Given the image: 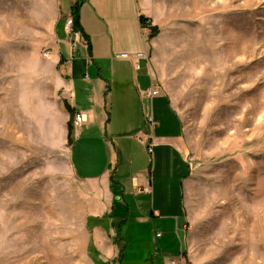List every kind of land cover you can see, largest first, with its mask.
<instances>
[{"label": "rangeland", "instance_id": "374dc122", "mask_svg": "<svg viewBox=\"0 0 264 264\" xmlns=\"http://www.w3.org/2000/svg\"><path fill=\"white\" fill-rule=\"evenodd\" d=\"M146 8L151 56L185 124L187 264H264V0ZM49 10L0 0V264H97L89 234L101 221L79 179L58 173L68 149L47 126L62 110Z\"/></svg>", "mask_w": 264, "mask_h": 264}, {"label": "crops", "instance_id": "0c3cea01", "mask_svg": "<svg viewBox=\"0 0 264 264\" xmlns=\"http://www.w3.org/2000/svg\"><path fill=\"white\" fill-rule=\"evenodd\" d=\"M48 1V57L55 66L62 110L61 118L52 116L47 126L57 149H68L67 159L58 158L63 167L58 173L79 179L85 188L82 199L91 205L87 215L101 221L89 234L96 263L187 264L184 186L191 167L185 124L151 56L155 53L142 20L149 16V0H83L78 19L82 38L75 50L66 12L77 0ZM153 89L159 94L151 95ZM68 106L89 115L72 144ZM149 154L150 170L142 167ZM123 202L136 213L122 214Z\"/></svg>", "mask_w": 264, "mask_h": 264}, {"label": "built area", "instance_id": "2783aa9c", "mask_svg": "<svg viewBox=\"0 0 264 264\" xmlns=\"http://www.w3.org/2000/svg\"><path fill=\"white\" fill-rule=\"evenodd\" d=\"M66 28L68 30V34L70 37V45H71L72 49L75 50L78 46L79 41L82 38V33H81V31L75 29V20H74V15L72 12L67 15ZM50 53H51V50L48 49L45 52V56H49ZM121 56L125 57V58L129 57L128 54H122ZM156 94H159V90L153 89L151 92V95H156ZM148 121L151 123V125H153V126L156 125V120L154 119L153 116H150ZM88 122H89V115L86 111H77L75 113L74 118H73L75 137H78L80 135L81 128L84 125H86ZM171 264H186V263L180 262L178 260H173Z\"/></svg>", "mask_w": 264, "mask_h": 264}, {"label": "trees", "instance_id": "16d2710c", "mask_svg": "<svg viewBox=\"0 0 264 264\" xmlns=\"http://www.w3.org/2000/svg\"><path fill=\"white\" fill-rule=\"evenodd\" d=\"M83 0H77L76 3L74 4L73 8H72V13L74 15V20H75V29L81 31L79 25H78V19H79V8L80 5L82 3ZM143 21H146L147 19L143 16L142 17ZM69 107V106H68ZM71 114H72V118L71 121L69 122V143L72 144L74 142V137H73V133H74V126H73V118L76 112H74V109H71L69 107Z\"/></svg>", "mask_w": 264, "mask_h": 264}]
</instances>
